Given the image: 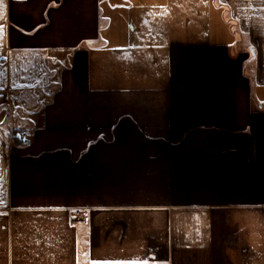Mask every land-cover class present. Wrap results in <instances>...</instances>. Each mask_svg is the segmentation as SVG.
Listing matches in <instances>:
<instances>
[{
  "label": "crops",
  "instance_id": "crops-1",
  "mask_svg": "<svg viewBox=\"0 0 264 264\" xmlns=\"http://www.w3.org/2000/svg\"><path fill=\"white\" fill-rule=\"evenodd\" d=\"M175 1L2 0L0 264H264V0Z\"/></svg>",
  "mask_w": 264,
  "mask_h": 264
},
{
  "label": "rangeland",
  "instance_id": "rangeland-1",
  "mask_svg": "<svg viewBox=\"0 0 264 264\" xmlns=\"http://www.w3.org/2000/svg\"><path fill=\"white\" fill-rule=\"evenodd\" d=\"M194 1V4L192 3L187 7V15H185L187 20L185 23L188 25V28L194 27L192 29H199L203 25V20H201L199 15V8L203 7L206 9L207 6H200L201 2L198 1L201 0ZM172 2L173 1H171V4ZM175 2H177V0ZM168 3H170L169 0H121L113 13L110 14L105 12L107 10L106 4H102V14L104 17L102 26L105 27L104 32L107 33L105 37L113 42L116 38L118 40L134 41L142 39L143 37L141 35L147 32L149 28L151 29L152 23L156 24V27L154 28L155 31L162 28L158 27L160 24H163V27H165V22L168 21H163L165 14L164 10L165 4ZM172 7L173 9L171 10L173 12L177 5L174 4ZM220 7L221 9L218 11V14L221 17L220 24L221 26H226L228 11L226 10V6ZM149 15L154 16V18H152V20H148ZM195 15H199L200 21L195 19ZM223 15L226 21L223 19ZM131 20H134V28L130 25Z\"/></svg>",
  "mask_w": 264,
  "mask_h": 264
},
{
  "label": "built area",
  "instance_id": "built-area-1",
  "mask_svg": "<svg viewBox=\"0 0 264 264\" xmlns=\"http://www.w3.org/2000/svg\"><path fill=\"white\" fill-rule=\"evenodd\" d=\"M31 133V130L29 128H17L13 129L12 131V138L18 139L24 141L26 144H31V141L29 139V135ZM77 215L81 216L85 221L89 220V214L86 210L81 209L77 211Z\"/></svg>",
  "mask_w": 264,
  "mask_h": 264
},
{
  "label": "snow or ice",
  "instance_id": "snow-or-ice-1",
  "mask_svg": "<svg viewBox=\"0 0 264 264\" xmlns=\"http://www.w3.org/2000/svg\"><path fill=\"white\" fill-rule=\"evenodd\" d=\"M0 6H2V0H0ZM3 35V26L2 25H0V36H2ZM3 202V199H2V197H0V203H2Z\"/></svg>",
  "mask_w": 264,
  "mask_h": 264
},
{
  "label": "trees",
  "instance_id": "trees-1",
  "mask_svg": "<svg viewBox=\"0 0 264 264\" xmlns=\"http://www.w3.org/2000/svg\"><path fill=\"white\" fill-rule=\"evenodd\" d=\"M16 142H18L19 140L18 139H15Z\"/></svg>",
  "mask_w": 264,
  "mask_h": 264
}]
</instances>
